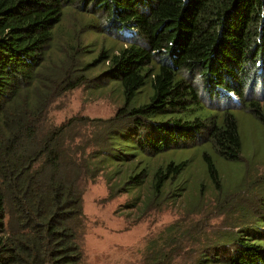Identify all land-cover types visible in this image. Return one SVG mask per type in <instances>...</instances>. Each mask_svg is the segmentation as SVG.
Here are the masks:
<instances>
[{
    "label": "trees",
    "instance_id": "obj_1",
    "mask_svg": "<svg viewBox=\"0 0 264 264\" xmlns=\"http://www.w3.org/2000/svg\"><path fill=\"white\" fill-rule=\"evenodd\" d=\"M70 10L89 17L83 27L121 40L116 52L104 48L84 66L107 63L103 75L121 84L124 101L111 117L75 114L55 123L49 116L58 95L83 83L74 75L78 43L60 64H47ZM198 77L208 96L235 94L264 125L260 103L248 96L264 93V0H0V264H88L83 194L100 175L109 199L145 186L143 199L135 193L131 204L139 199L141 212L185 188L177 184L186 160L136 171L128 162L134 156L113 149L116 139L132 141L146 158L210 143L224 159L238 160L233 114L193 113L202 108ZM147 79L148 102L132 105ZM202 159L218 184L211 155L203 151ZM262 214L254 234L248 226L228 232L202 259L264 264ZM178 232L175 222L147 241L144 264H172L183 250Z\"/></svg>",
    "mask_w": 264,
    "mask_h": 264
},
{
    "label": "rangeland",
    "instance_id": "obj_2",
    "mask_svg": "<svg viewBox=\"0 0 264 264\" xmlns=\"http://www.w3.org/2000/svg\"><path fill=\"white\" fill-rule=\"evenodd\" d=\"M88 18L73 10L68 11L52 42L47 64H60L65 52L79 45L80 65L74 75L83 80L78 87L62 92L52 101L49 116L55 123L75 114L108 118L124 101L121 84L103 75L107 63L98 61L91 68H84L102 49L116 52L121 45L119 36H108L91 27H83ZM80 26L81 32L77 34ZM122 33L128 35L126 30ZM194 83L202 102V108H194L195 116L214 117L230 111L235 117L242 141L238 160L224 159L210 143L146 158L132 141L116 139L113 149L120 156H134L128 162L133 161L129 166H138L136 171L147 165L153 172L171 160H186L187 165L177 184L185 188L166 199L159 208L141 212L139 199L136 207L131 204L135 193L143 199L147 190L145 186L139 191L120 193L109 199L107 184L101 175L95 182H89L83 194L86 217L84 250L88 264H144L148 261L144 253L147 241L175 222L183 250L172 264H212L202 257L204 250L212 251L214 242L225 239L228 232H239L248 226L252 227L249 234H254V227L262 226L257 220L263 216L264 209V125L235 94L229 93L230 99L217 95L210 97L204 91L201 77ZM151 93L150 80L147 79L131 104L138 106L148 102ZM248 96L257 98L264 112V93L256 89ZM203 151L210 154L215 163L218 184L207 173Z\"/></svg>",
    "mask_w": 264,
    "mask_h": 264
}]
</instances>
